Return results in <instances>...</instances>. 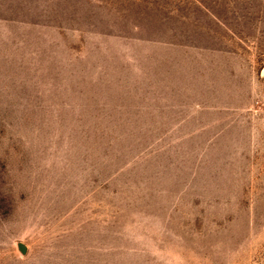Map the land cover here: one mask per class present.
Returning <instances> with one entry per match:
<instances>
[{"label":"rangeland","instance_id":"obj_1","mask_svg":"<svg viewBox=\"0 0 264 264\" xmlns=\"http://www.w3.org/2000/svg\"><path fill=\"white\" fill-rule=\"evenodd\" d=\"M0 264H264V0H0Z\"/></svg>","mask_w":264,"mask_h":264}]
</instances>
